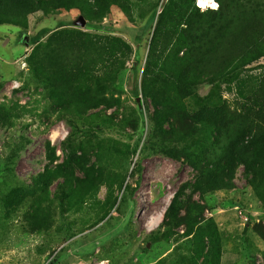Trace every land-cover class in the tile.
<instances>
[{
	"label": "rangeland",
	"instance_id": "obj_1",
	"mask_svg": "<svg viewBox=\"0 0 264 264\" xmlns=\"http://www.w3.org/2000/svg\"><path fill=\"white\" fill-rule=\"evenodd\" d=\"M119 1L99 28L78 9L0 18V114L14 126L0 129V264H209L218 256L219 264H264V184H250L237 163L227 165L231 186L198 192L193 201L201 209L182 211L179 227L160 230L175 194L210 167L203 162L195 170L187 159L166 156L162 139L147 142L145 105H153L143 96L142 79L154 29L149 19L169 0ZM200 1L201 11L219 8ZM80 17L85 27L76 26ZM43 29L47 36L34 44ZM66 31L105 49L117 38L127 45L109 63L88 70L89 85L117 107L80 118L68 114L54 56L48 82L31 76V54ZM263 80L264 59L202 87L185 101L187 113L252 105ZM70 151L100 181L96 191L72 199L60 191L61 180L44 181L46 168L62 164Z\"/></svg>",
	"mask_w": 264,
	"mask_h": 264
},
{
	"label": "trees",
	"instance_id": "obj_2",
	"mask_svg": "<svg viewBox=\"0 0 264 264\" xmlns=\"http://www.w3.org/2000/svg\"><path fill=\"white\" fill-rule=\"evenodd\" d=\"M198 1L169 0L160 11L156 5L149 19L154 29L142 79L143 96L153 105H145L149 116L147 142L154 145L155 140L162 139L161 146L169 158L187 159L195 170L203 162L210 167L194 185L182 187L172 198L159 226L165 233L180 226L182 211L201 209L193 201L195 194L231 186L228 164L244 167L253 186L264 184V80L252 105L241 109L224 105L190 116L185 106V101L202 87L214 86L264 59V0H212L210 8L218 4L216 11H201ZM119 2L0 0V18L22 19L37 13L51 15L60 9H78L91 19L92 27L99 28L112 8L121 6ZM47 34L45 29L39 31L33 43H40ZM121 45L127 46L117 38L105 49L100 43L85 41L76 31L56 33L47 45L31 54V76L48 82L46 75L51 74L54 56V70H61V93L68 114L80 118L99 108L112 110L117 101L89 85L88 70L112 61ZM134 94L140 97L138 87ZM7 125L14 127L0 114V129ZM82 164L72 151L66 152L62 164L46 168L44 181L53 185L61 180L58 187L61 192L67 190L63 193L68 199L90 194L100 185L99 173L82 168ZM79 172L82 180H77ZM127 192L133 194L132 184H128ZM219 262L220 256L209 264Z\"/></svg>",
	"mask_w": 264,
	"mask_h": 264
},
{
	"label": "water",
	"instance_id": "obj_3",
	"mask_svg": "<svg viewBox=\"0 0 264 264\" xmlns=\"http://www.w3.org/2000/svg\"><path fill=\"white\" fill-rule=\"evenodd\" d=\"M85 25H86V21H85V19H83L82 17H80L79 20L76 22V26L85 27ZM137 102H138V104H139L141 107L144 106L143 101H142L140 98H138Z\"/></svg>",
	"mask_w": 264,
	"mask_h": 264
},
{
	"label": "bare ground",
	"instance_id": "obj_4",
	"mask_svg": "<svg viewBox=\"0 0 264 264\" xmlns=\"http://www.w3.org/2000/svg\"><path fill=\"white\" fill-rule=\"evenodd\" d=\"M210 1L209 0H201L199 2V5L202 6V7H207L209 5Z\"/></svg>",
	"mask_w": 264,
	"mask_h": 264
},
{
	"label": "built area",
	"instance_id": "obj_5",
	"mask_svg": "<svg viewBox=\"0 0 264 264\" xmlns=\"http://www.w3.org/2000/svg\"><path fill=\"white\" fill-rule=\"evenodd\" d=\"M17 87H18V83L15 82V83L13 84V88H17Z\"/></svg>",
	"mask_w": 264,
	"mask_h": 264
},
{
	"label": "snow or ice",
	"instance_id": "obj_6",
	"mask_svg": "<svg viewBox=\"0 0 264 264\" xmlns=\"http://www.w3.org/2000/svg\"><path fill=\"white\" fill-rule=\"evenodd\" d=\"M203 6V5H202ZM213 7H215V5H213Z\"/></svg>",
	"mask_w": 264,
	"mask_h": 264
}]
</instances>
